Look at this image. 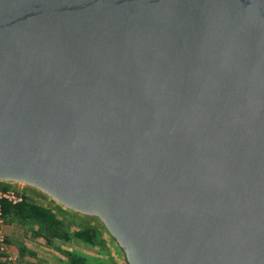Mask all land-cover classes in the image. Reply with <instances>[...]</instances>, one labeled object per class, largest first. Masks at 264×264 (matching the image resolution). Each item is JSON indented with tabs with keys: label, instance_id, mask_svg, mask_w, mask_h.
<instances>
[{
	"label": "water",
	"instance_id": "95a60500",
	"mask_svg": "<svg viewBox=\"0 0 264 264\" xmlns=\"http://www.w3.org/2000/svg\"><path fill=\"white\" fill-rule=\"evenodd\" d=\"M0 186L113 264H264V0H0Z\"/></svg>",
	"mask_w": 264,
	"mask_h": 264
},
{
	"label": "rangeland",
	"instance_id": "374dc122",
	"mask_svg": "<svg viewBox=\"0 0 264 264\" xmlns=\"http://www.w3.org/2000/svg\"><path fill=\"white\" fill-rule=\"evenodd\" d=\"M20 192L27 195L29 202L48 206L39 196L30 192ZM53 210L61 218H65L64 221L72 232L79 229L77 227L79 224L86 225L78 219L66 216L55 209ZM3 231L7 238V246L4 252L0 249V264H71L70 258L66 256L67 253L76 258H85L88 264H113L106 250L103 251V247L100 246L83 244L73 240V238L53 240V243H48L43 238L40 226L28 218L8 217L5 220ZM28 244L31 245L29 248L27 247Z\"/></svg>",
	"mask_w": 264,
	"mask_h": 264
},
{
	"label": "trees",
	"instance_id": "16d2710c",
	"mask_svg": "<svg viewBox=\"0 0 264 264\" xmlns=\"http://www.w3.org/2000/svg\"><path fill=\"white\" fill-rule=\"evenodd\" d=\"M0 186V190H2ZM3 211L5 219L12 218H28L33 223L40 226V230L48 243H53V240H68L73 238L80 243L88 244L91 246H104L99 238L97 232L87 225L79 224L77 231L72 232L69 226L64 221L65 218H61L52 208L43 204L35 202H29L26 200L23 204L12 205L8 202L3 203ZM71 220V219H70ZM101 252V250H100ZM66 256L70 258L71 264H88L87 260L83 257L76 258L75 256L67 253Z\"/></svg>",
	"mask_w": 264,
	"mask_h": 264
},
{
	"label": "built area",
	"instance_id": "2783aa9c",
	"mask_svg": "<svg viewBox=\"0 0 264 264\" xmlns=\"http://www.w3.org/2000/svg\"><path fill=\"white\" fill-rule=\"evenodd\" d=\"M27 200V195L15 189L0 190V249L6 251L7 238L4 233L5 215L3 211V203L8 202L14 206L23 204Z\"/></svg>",
	"mask_w": 264,
	"mask_h": 264
},
{
	"label": "crops",
	"instance_id": "0c3cea01",
	"mask_svg": "<svg viewBox=\"0 0 264 264\" xmlns=\"http://www.w3.org/2000/svg\"><path fill=\"white\" fill-rule=\"evenodd\" d=\"M30 246H31V245H30V244H28V246H27V247L29 248Z\"/></svg>",
	"mask_w": 264,
	"mask_h": 264
}]
</instances>
